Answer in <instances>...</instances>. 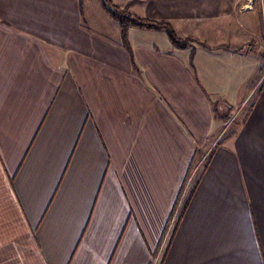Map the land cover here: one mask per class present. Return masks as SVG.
Listing matches in <instances>:
<instances>
[{"label":"crops","instance_id":"0c3cea01","mask_svg":"<svg viewBox=\"0 0 264 264\" xmlns=\"http://www.w3.org/2000/svg\"><path fill=\"white\" fill-rule=\"evenodd\" d=\"M132 1L0 0V264H264V0Z\"/></svg>","mask_w":264,"mask_h":264},{"label":"trees","instance_id":"16d2710c","mask_svg":"<svg viewBox=\"0 0 264 264\" xmlns=\"http://www.w3.org/2000/svg\"><path fill=\"white\" fill-rule=\"evenodd\" d=\"M106 3L108 6L113 7L115 9V10H111V9L107 8L108 11L110 12V14L112 15L113 19L119 24L120 30H121L122 43L125 46V48L129 51H130L131 47H130V43L128 40V33L132 27H136V28H140V29H144V30L163 29L165 32H167L171 42L175 46L181 47V48H188L191 45V41H193V38H191V37H188V38L178 37L173 26L164 20H153V19H149V18H142V17H139V16L131 13L130 7L133 4V1L129 2L124 7H120V6L116 5L113 2V0H107ZM211 157H212V153H210L208 155V157L204 160L202 167L197 172L196 177L194 179V182L188 191V194L186 196L184 203L182 204L180 214H179L178 219L176 221L177 223L182 219V217H183V215H184V213L188 207L190 199L193 195L195 187H196L197 183L199 182L200 176L203 173V171L208 167L210 160H211Z\"/></svg>","mask_w":264,"mask_h":264},{"label":"rangeland","instance_id":"374dc122","mask_svg":"<svg viewBox=\"0 0 264 264\" xmlns=\"http://www.w3.org/2000/svg\"><path fill=\"white\" fill-rule=\"evenodd\" d=\"M98 2H99V0H97ZM100 4V7L102 6L101 5V3H99ZM101 10H102V13H103V17L102 16H100L99 14H98V20H97V22H98V24H101V25H103V24H105L107 21L106 20H109L111 23H112V25H115V26H119V25H117V23H116V21L113 19V17H112V15L110 14V12L104 7H101ZM86 20V22H88L87 21V19L86 18H84V21ZM114 22V23H113ZM110 27V26H109ZM138 29H140V28H138ZM108 30V29H107ZM106 30V31H107ZM144 30V29H143ZM138 32H142V31H138ZM261 32H262V35L264 34V11H263V15L261 16ZM177 33V32H176ZM145 34H148V33H141V35H138L136 38L137 39H143V40H148V41H152L150 38H152L153 39V41H157V46H160V47H164V45H163V43L165 44V43H168L169 42V40H170V38H169V36H168V34H167V32H165L164 30L162 31V29H161V33H159V34H157V33H154V34H157V35H153V33L152 34H150L149 33V35H145ZM106 35V34H105ZM111 35V34H110ZM153 36V37H152ZM177 36L178 37H181L180 36V34H178L177 33ZM145 37H147V38H145ZM181 38H183V37H181ZM171 41V40H170ZM189 47H191V45L189 46ZM263 59L262 60H264V57H262ZM245 110L246 109H244L243 110V112H245ZM241 115H235V117H233V120H234V118H235V120H238V119H240L241 117H240ZM240 117V118H239ZM231 118H232V116H231ZM231 118H229V119H231ZM232 120V121H233ZM233 121L232 123V125L235 127V122L236 121ZM172 223H174V222H171V228H170V230H169V232H168V234L171 232V230L173 229V224ZM168 234L166 235V237L165 238H167L168 237ZM161 256H162V251H159V253H158V255L156 256V258H155V260L156 261H154V263H156L157 264V262H159L160 261V259H161Z\"/></svg>","mask_w":264,"mask_h":264},{"label":"built area","instance_id":"2783aa9c","mask_svg":"<svg viewBox=\"0 0 264 264\" xmlns=\"http://www.w3.org/2000/svg\"><path fill=\"white\" fill-rule=\"evenodd\" d=\"M214 145H215V144H214ZM180 205H181V204H179L178 209H179ZM177 214H178V210H176V213H175V215H174V218H173L172 222H174V220H175ZM172 224H173V223H172ZM171 227H172V226H171V224H170V226H169V228H168V232H169V230H170ZM168 232H167V234H168ZM162 247H163V246H162ZM155 261H156V260H155ZM154 264H156V263H154Z\"/></svg>","mask_w":264,"mask_h":264},{"label":"water","instance_id":"95a60500","mask_svg":"<svg viewBox=\"0 0 264 264\" xmlns=\"http://www.w3.org/2000/svg\"><path fill=\"white\" fill-rule=\"evenodd\" d=\"M103 1V3H104V5L106 6V8H109V9H111V10H115L113 7H110V6H108L107 5V0H102Z\"/></svg>","mask_w":264,"mask_h":264}]
</instances>
